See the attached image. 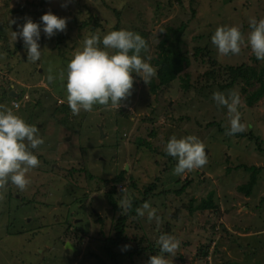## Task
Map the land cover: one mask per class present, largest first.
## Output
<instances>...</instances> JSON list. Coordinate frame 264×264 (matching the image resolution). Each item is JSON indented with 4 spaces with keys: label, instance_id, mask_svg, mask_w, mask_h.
I'll return each mask as SVG.
<instances>
[{
    "label": "rangeland",
    "instance_id": "374dc122",
    "mask_svg": "<svg viewBox=\"0 0 264 264\" xmlns=\"http://www.w3.org/2000/svg\"><path fill=\"white\" fill-rule=\"evenodd\" d=\"M48 11L66 17L67 26L50 39L41 34L42 55L33 63L12 31ZM252 18H264V0H0V94L21 93L0 104L37 125L44 140L33 149L40 163L26 174L30 184L0 190V264H147L164 233L180 241L174 257L165 254L171 264H264V97L249 105L246 97L260 84L233 81L230 71L264 66L247 43ZM182 25L180 42L171 34L168 45L186 59L161 53L170 29ZM222 25L239 26L238 54H220L212 43ZM118 29L145 38L141 55L156 76L145 83L134 73L132 95L119 109L94 105L73 114L65 89L69 60L86 36ZM217 91L239 94L247 137L228 134ZM173 135L199 137L208 162L175 174L177 160L165 151ZM241 165L262 169L251 196L240 189L251 176ZM111 189L118 204L145 198L160 217L130 216L119 245H111L115 257L107 242L128 210L110 206Z\"/></svg>",
    "mask_w": 264,
    "mask_h": 264
},
{
    "label": "clouds",
    "instance_id": "9594fccd",
    "mask_svg": "<svg viewBox=\"0 0 264 264\" xmlns=\"http://www.w3.org/2000/svg\"><path fill=\"white\" fill-rule=\"evenodd\" d=\"M11 22L15 23L14 20ZM66 26V17L48 11L41 15L39 21L25 19L22 25H18V31H12V39L16 41L19 38L22 41L27 59L35 63L42 55L41 34L50 39L65 30ZM249 26L251 32L247 43L255 57L264 60V18H252ZM211 39L223 55L238 54L244 43L240 28L236 25L217 27ZM146 48L145 38L128 29L111 30L102 38L98 33L86 36L82 49L77 50L67 64L66 99L72 113L78 114L81 110L91 112L94 105L119 109L123 101L132 95L134 73L145 83L157 74L156 68L141 55ZM52 80L53 76L49 75L48 81ZM10 92L7 96L16 98L10 96ZM213 99L228 110V134L244 131L246 125L241 122L239 94L232 91L225 95L217 91L213 93ZM43 143L37 125L27 123L23 117L0 104V190L6 191L9 182L18 190H24L30 184L26 174L40 163L33 149ZM165 151L176 158L174 173L178 175L186 170L200 168L208 162L206 145L195 135L179 138L171 136ZM131 205L132 201L128 197H122L119 202L123 211L130 209ZM136 213L138 216L146 215L149 221L160 222L157 209L148 201L137 207ZM158 243L159 253L150 256L147 264H171L168 255L175 256L180 246L179 239L164 233L159 236ZM124 247L126 249L128 246Z\"/></svg>",
    "mask_w": 264,
    "mask_h": 264
},
{
    "label": "trees",
    "instance_id": "16d2710c",
    "mask_svg": "<svg viewBox=\"0 0 264 264\" xmlns=\"http://www.w3.org/2000/svg\"><path fill=\"white\" fill-rule=\"evenodd\" d=\"M186 29V25H182V27H180L179 29H170L169 33L167 34L166 38L162 41L161 47H162V52L161 53H165V54H169V55H175L179 58H183L186 59V57H184L182 55L181 52H179V50L175 49L172 45V42L168 45V43L171 41V34L173 35L172 37V41L173 42H180L181 40V35L183 34V32ZM180 48V50L182 49V47H178ZM231 73L233 74V81H235L238 78H244L246 80V82L250 85H253L255 83H259L260 87L258 89H255L254 91H252L251 93L248 94V96L246 97V102L249 105H253L255 102L259 101L261 98L264 97V66L260 69V70H256L253 67H249V66H238V67H231L230 68ZM185 88L188 89L189 88V83L188 81L184 84ZM7 98V92H3L0 94V100ZM239 136L241 137H247L248 134L245 133L244 131L238 133ZM251 137H253L254 139H259V137H254L253 134H249ZM259 149L261 151H264V147L262 146V143H259ZM241 168H243L244 170L251 172V176H250V180L246 183L243 184L240 189L241 191H243L247 196H251L253 194V189L255 187V185L257 184L258 181V174L261 172V167H257L256 165L253 166H246V165H241ZM237 167V168H240ZM123 179V175H120L116 178V181H121ZM186 190V186H183L181 189L177 190L176 192L178 194H181L182 192H184ZM115 193L116 191L114 189L109 190L106 193V198L110 204V206L118 211L120 210L119 204L117 199L115 198ZM146 194V193H145ZM145 198L144 201L141 203V201H133L131 208L128 209L127 214L125 215H120V217L118 218V223H117V234H116V239H108L107 242V251L110 255H112L113 257H115L116 253L113 252V250L111 249V245L115 244V245H119V241L124 237L125 232H126V227H127V220L130 216H133L136 214V208L140 207L141 204H143L145 202ZM231 264H241V263H237V262H233Z\"/></svg>",
    "mask_w": 264,
    "mask_h": 264
},
{
    "label": "water",
    "instance_id": "95a60500",
    "mask_svg": "<svg viewBox=\"0 0 264 264\" xmlns=\"http://www.w3.org/2000/svg\"><path fill=\"white\" fill-rule=\"evenodd\" d=\"M18 94H19V93H17L16 91H11L9 95H10V96H12V97H17V96H18ZM101 131H102V128H101ZM66 246H67V247H69V248H72V249H74V247H73V246H71V245H70V243H67V245H66Z\"/></svg>",
    "mask_w": 264,
    "mask_h": 264
},
{
    "label": "crops",
    "instance_id": "0c3cea01",
    "mask_svg": "<svg viewBox=\"0 0 264 264\" xmlns=\"http://www.w3.org/2000/svg\"><path fill=\"white\" fill-rule=\"evenodd\" d=\"M21 95V93L18 94V97Z\"/></svg>",
    "mask_w": 264,
    "mask_h": 264
}]
</instances>
